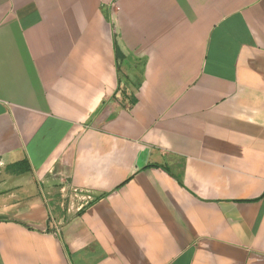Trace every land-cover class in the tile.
Here are the masks:
<instances>
[{"label":"crops","instance_id":"0c3cea01","mask_svg":"<svg viewBox=\"0 0 264 264\" xmlns=\"http://www.w3.org/2000/svg\"><path fill=\"white\" fill-rule=\"evenodd\" d=\"M0 264H264V0H0Z\"/></svg>","mask_w":264,"mask_h":264},{"label":"built area","instance_id":"2783aa9c","mask_svg":"<svg viewBox=\"0 0 264 264\" xmlns=\"http://www.w3.org/2000/svg\"><path fill=\"white\" fill-rule=\"evenodd\" d=\"M80 193L81 190H78L76 188L71 189V194L77 199V207H81L84 203H87L88 201L92 200V196H90L89 194L79 196Z\"/></svg>","mask_w":264,"mask_h":264},{"label":"trees","instance_id":"16d2710c","mask_svg":"<svg viewBox=\"0 0 264 264\" xmlns=\"http://www.w3.org/2000/svg\"><path fill=\"white\" fill-rule=\"evenodd\" d=\"M122 94H123V95H125V93H124V92H122Z\"/></svg>","mask_w":264,"mask_h":264}]
</instances>
